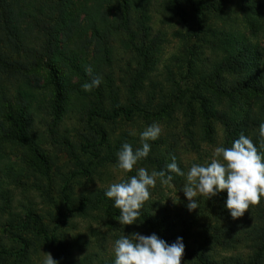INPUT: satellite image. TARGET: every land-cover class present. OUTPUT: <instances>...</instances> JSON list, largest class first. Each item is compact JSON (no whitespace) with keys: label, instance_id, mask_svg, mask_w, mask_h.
Returning <instances> with one entry per match:
<instances>
[{"label":"rangeland","instance_id":"rangeland-1","mask_svg":"<svg viewBox=\"0 0 264 264\" xmlns=\"http://www.w3.org/2000/svg\"><path fill=\"white\" fill-rule=\"evenodd\" d=\"M254 1L257 6L248 8L242 6L240 1L234 0L225 14L215 15L211 19L205 27L206 35L203 38L191 39L198 61L197 67L211 71L214 60L220 59L224 54L221 42L230 38L243 48L251 47L250 53L255 57V62H252L259 66L261 75L264 76V0ZM157 5V0H151L147 21L156 44L151 53V70L143 82L145 92L140 95L145 102L147 94L154 93L157 102L175 95V83L180 78L179 69L186 65L185 61L183 63L188 45L184 38L185 29L179 19L164 14ZM183 10L190 15V0H183ZM118 14L117 3L74 0L69 12L72 30L69 34H62L61 54L56 59L44 54L41 36L36 31L27 30L22 24L19 26L22 36L19 41L21 52H16L13 43L0 33V49L5 55L4 60L8 64L15 63L14 67H20H0V130H3L1 127L6 122L8 110H25L31 120V133L48 162L45 165L19 145L0 140V209L6 211L2 222L0 221V230L7 222L9 211L23 217L30 211L38 213L44 224L52 228V222L59 209L64 208L66 193L71 200H77L82 194L94 189L107 188L112 183L130 179L141 167L149 173L154 170L167 171L166 165L171 163L172 156L176 157L181 169L187 172L193 163L210 162L214 149L221 146V126L214 123L213 137L208 138L199 110L196 108L195 117L192 119L185 102H179L165 115L152 119L138 115L129 120L121 118L103 122V128L108 134V142L102 147L104 156L116 146L120 149L125 142L131 144L134 149L140 147L139 133L153 122L161 126L162 133L159 139L150 141L149 156L139 161L132 172L125 173L115 164L109 165L107 169L99 168V173H93L90 177L84 176L83 169L87 168V160L90 157L83 153L82 147L89 146L98 139L94 138L95 134L90 132L86 123L89 95L83 88L78 92V78L71 64L76 63L86 69L91 67L97 70L103 85L107 82V76L115 74V83L120 88L121 95L125 93L124 82L135 63L126 51L127 34L118 27ZM91 20L97 35L94 34ZM105 46L110 49L116 62L110 69L100 57V52ZM246 52L249 53V50ZM47 63L57 67L59 83L64 94L63 117L56 123L51 114L54 89L48 84ZM259 114L264 122V112ZM133 132L135 135L130 134ZM73 153L85 161L84 167L76 165ZM172 175L174 178L169 184L163 185L157 178L156 186L150 189V199L144 206L152 216L166 215L175 219L180 215H190L188 210L186 211L189 201L182 191L185 177ZM66 185L68 191L64 192ZM50 198H53V201ZM202 198L199 195L196 197L197 200ZM213 198L227 210L226 191ZM225 217V221L231 217L228 210ZM118 227L117 230H112L95 220L71 217L64 222L61 230L68 235L70 241L81 240L82 246L78 248V256L83 257L86 253L95 254L94 256L97 254L105 261L113 262V244L120 236L131 235L133 232L150 235L137 223L123 226L119 223ZM237 253L246 254L247 249L242 246L238 250L229 251L227 255ZM46 254H51L54 259L53 249L34 237V245L23 263L43 264Z\"/></svg>","mask_w":264,"mask_h":264},{"label":"trees","instance_id":"trees-1","mask_svg":"<svg viewBox=\"0 0 264 264\" xmlns=\"http://www.w3.org/2000/svg\"><path fill=\"white\" fill-rule=\"evenodd\" d=\"M234 0H190V15L183 10V0H157L158 7L171 18L179 19L185 29L186 53L181 66L180 78L176 84V94L167 100L157 102L154 93L147 94L146 102L141 99L145 92L143 82L153 64L152 51L156 44L147 26L151 0H98L100 3H117L119 7L118 27L127 34L126 51L135 63L124 82L125 93L115 83V74L107 76V82L91 91L86 109V123L96 140L89 146L82 147L83 153L89 155L84 176L90 177L99 173L98 169H107L117 164L116 146L107 156L102 154V147L108 142V134L103 122L121 118L133 119L138 115L152 119L168 113L177 103L185 102L192 119L196 108L204 119L208 138L213 137V124L221 126L222 144L231 147L232 142L241 133L249 137L259 148V125L264 112V76L259 66L254 63L251 47L243 48L233 39L226 38L221 42L224 54L215 59L211 71L197 67V59L191 39H200L206 35L205 27L211 19L222 16ZM242 6L256 7L254 0H238ZM74 0H0V33L13 43L16 52L22 51L19 43L22 36L19 26L22 24L29 31H36L42 39L43 51L53 59L61 54L60 38L64 32L72 30L69 12ZM189 17V18H188ZM92 23V20L90 21ZM74 25V24H73ZM93 25V23H92ZM94 34L97 35L93 25ZM1 36V35H0ZM1 39V38H0ZM249 50V53L246 51ZM261 55H263L261 53ZM101 61L111 68L114 55L105 46L100 52ZM0 49V67H14L8 64ZM252 60L254 62H252ZM46 64V63H45ZM44 64V65H45ZM49 67L48 84L53 86L54 96L51 103V114L54 123L62 120L64 94L59 83L57 67ZM133 64V63H132ZM132 64L129 66L131 67ZM72 69L78 78V92L82 85L94 76L79 64L72 63ZM6 122L2 125L1 141L19 145L36 160L47 165V159L40 150L30 127L31 120L25 110H8ZM90 141V140H89ZM264 151V149H261ZM72 153V152H71ZM77 166L84 167L85 161L73 153ZM106 188H97L82 194L77 200H71L69 194L64 196V208L59 209L52 228H48L40 214L28 212L23 216L9 211L7 222L0 230V264H24V260L34 245V237L54 251V260L58 264H113L104 258L86 253L77 255L82 246L81 240L70 241L63 233V224L71 217H80L100 222L112 230H117L120 210L113 206V201L106 198ZM68 186L64 187V192ZM53 201V198H50ZM199 208L190 215H180L172 219L169 216H152L145 206L141 209L138 225L150 235L156 233L167 243H173L177 237H183L185 245L181 262L183 264H264V198L258 204L251 205L240 217L225 221L227 210L214 198L199 199ZM6 211L0 209V221ZM243 223V224H242ZM237 231L239 233H237ZM33 236V238H30ZM247 249L246 254L227 255L229 251L240 247Z\"/></svg>","mask_w":264,"mask_h":264},{"label":"clouds","instance_id":"clouds-1","mask_svg":"<svg viewBox=\"0 0 264 264\" xmlns=\"http://www.w3.org/2000/svg\"><path fill=\"white\" fill-rule=\"evenodd\" d=\"M91 67L86 69L91 73ZM102 84V77L94 76L82 85L85 91H91ZM162 128L157 122L148 125L139 133L141 146L133 148L127 142L117 151L116 167L125 173L132 172L137 163L146 159L151 152L150 141L159 139ZM135 135V133H130ZM260 146L241 133L231 147L218 146L214 149L213 158L207 164L193 163L184 172L171 157L166 170L149 171L139 168L136 175L126 181L110 184L104 191L106 198L113 201V206L120 210L117 218L123 225L138 223L141 209L150 199V189L154 188L157 178L167 185L173 181V175L185 177L182 186L184 196L189 203V211L199 208L196 197L206 200L227 192L225 207L233 219L242 217L251 205L258 204L264 198V122L259 125ZM185 245L183 237H177L169 244L156 233L143 235L133 232L122 235L114 241L113 264H181ZM43 264H58L51 254H46Z\"/></svg>","mask_w":264,"mask_h":264}]
</instances>
